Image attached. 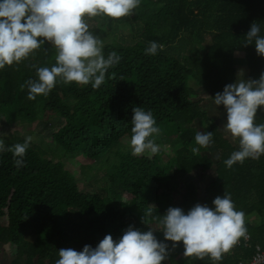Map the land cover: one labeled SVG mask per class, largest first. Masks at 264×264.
<instances>
[{"label": "trees", "instance_id": "1", "mask_svg": "<svg viewBox=\"0 0 264 264\" xmlns=\"http://www.w3.org/2000/svg\"><path fill=\"white\" fill-rule=\"evenodd\" d=\"M131 15L143 25L144 38L133 44L115 41L103 46L105 56L115 51L121 60L108 70L99 88L58 81L48 95L29 100L27 88L21 85L36 78L37 68L55 64L56 49L48 43L18 64L0 69V115L8 123L61 117L63 123L52 132L51 141L64 154L79 158L83 169L108 156L113 147L128 146L116 150L110 161L101 159L96 168L103 173L107 196L84 191L62 161L48 157L32 143L20 168L14 166L12 152H0V246L12 248L10 264H56L60 249L95 247L108 234L119 239L129 225L141 231L152 228L163 241L159 215L169 207L187 212L197 203L211 206L224 192L244 212L249 238L247 245L245 237L240 238L216 264H238L250 260L256 246L264 250V155L226 167L224 161L239 145L225 137L189 85L192 78L210 97L222 92L237 80L236 52L244 53L246 80L259 79L264 57L257 55L254 44L245 45L244 36L254 22L264 30V0H140ZM98 16L109 23L113 20ZM94 18L86 17V21L90 24ZM181 35L189 44L178 55L170 49ZM153 41L160 46L157 54H145ZM135 106L151 110L160 131L165 137L174 135L177 147L169 151V145L153 136L160 146L157 154L132 155L129 141ZM255 122L264 123V110H258ZM171 124L173 128L167 126ZM197 124L204 132H212L210 148L218 156L203 153L204 147L196 144ZM3 140L7 149L25 139ZM212 170L214 177L202 196L198 184L185 179L195 171ZM149 209L144 224L141 218ZM251 216L258 221L250 220ZM4 217L7 221L1 220ZM165 242L170 251L162 264H214L208 256L185 257L182 243L173 249L172 242Z\"/></svg>", "mask_w": 264, "mask_h": 264}, {"label": "clouds", "instance_id": "2", "mask_svg": "<svg viewBox=\"0 0 264 264\" xmlns=\"http://www.w3.org/2000/svg\"><path fill=\"white\" fill-rule=\"evenodd\" d=\"M140 5V0H0V69L27 58L45 43L56 49L55 64L36 69V78L25 81L28 99L48 95L58 81L91 84L99 88L106 73L119 64L121 57L115 52L103 53V41L89 30L86 17L107 16L113 19L130 16ZM245 45H255L258 56L264 57V30L254 22L244 36ZM160 46L150 42L145 54L156 55ZM212 105L223 106L226 111L224 130L238 140V150L224 161L231 168L247 158L258 159L264 155V123L257 124L258 110H264V73L259 79L237 78L227 84L222 92L211 97ZM160 133L151 110L135 106L132 109V155H155L160 146L153 137ZM32 141L26 136L23 143L6 149L0 139V152H12L14 166H24V155ZM195 142L201 147L212 143V132L196 131ZM194 148L193 151H198ZM143 213L141 222L145 224ZM163 241L154 235L156 230L136 229L129 225L119 239L111 234L95 246L85 245L79 251L60 249L56 264H162L169 256V245L174 249L183 244L184 256L204 259L208 256L214 264L222 259L240 238L247 235L245 214L236 209L232 197L224 192L215 197L211 206L195 204L187 212L179 207H169L157 218Z\"/></svg>", "mask_w": 264, "mask_h": 264}, {"label": "rangeland", "instance_id": "3", "mask_svg": "<svg viewBox=\"0 0 264 264\" xmlns=\"http://www.w3.org/2000/svg\"><path fill=\"white\" fill-rule=\"evenodd\" d=\"M99 16H95L94 20L86 21L89 25V30L92 31L95 35H98L100 39L103 41V46L107 43L119 41L123 42L125 44H133L138 39L144 38L143 35V25H141L139 22H136L133 20L132 15L122 17L121 20L119 19H113L109 23V20H100L98 19ZM188 39L185 38L183 35H181L179 38H177L170 51L172 53L181 55L183 51L188 47ZM245 65H241L240 63H237V77L239 78H246V74H248V68L246 65V60L244 58ZM189 85L190 87L194 88L195 90V97L199 96L198 99L201 97L207 101L208 96L205 91L196 84L192 78L189 79ZM194 98V96H193ZM208 104V103H207ZM207 109L210 111V114L216 115V118L218 119V122H220L223 126H221L222 130H224V124L225 121V115L226 111H222L220 108H215L208 104L206 105ZM207 110V111H208ZM209 115V114H208ZM214 120V119H213ZM215 121V120H214ZM224 122V123H223ZM63 123V119L58 116L53 117H37L33 122H21V121H15L13 123H8L5 120L4 115H0V139H3L4 137L8 138H23L25 139L26 136L32 137V145L35 148H39L41 151L46 153L48 157H51L55 160H60L64 163L67 169H69L78 179L80 187L84 191H94L99 192L103 196L108 195L107 186L103 182V173L96 171V168L101 165L102 162L105 160H112L115 156L116 150H126L128 148L127 144H120L118 146H115L112 148V152L108 154V156H102L97 160H94L92 163V167L89 169H83L81 165V161L79 158L71 157L69 155H66L63 153V151L51 141V134L54 130L58 129ZM169 128H173L174 124L167 125ZM197 127L199 128V131L204 132V128H200L197 124ZM225 136L233 141H236L238 144V140H234L232 136L224 131ZM156 140H162V142L168 146L169 151H172L173 148L177 147V144L174 143L175 136L170 135L165 137L163 135L162 131L158 135H154ZM163 138V139H162ZM211 145L204 147L203 153L208 154L209 156L215 157L217 155V151L210 148ZM102 159V162H101ZM103 159H105L103 161ZM83 170L85 172L83 173ZM96 171V172H95ZM214 177V171H208L207 173H201L199 171H195L192 174H188L185 176V179L189 181H194L198 184V189L201 193H203V189L205 188V185L211 181ZM180 197V194L177 193V195L174 197L175 201L178 203V199ZM122 211H126L125 209L121 208ZM3 221H7L6 217L1 218ZM250 220L252 221H258V218L256 216H251ZM127 228V227H126ZM12 254V248L3 247L0 246V264H10V257Z\"/></svg>", "mask_w": 264, "mask_h": 264}, {"label": "crops", "instance_id": "4", "mask_svg": "<svg viewBox=\"0 0 264 264\" xmlns=\"http://www.w3.org/2000/svg\"><path fill=\"white\" fill-rule=\"evenodd\" d=\"M234 60H235V65H237V63H240L241 65H245V63H244V53H242V52H236L235 53V55H234ZM236 69H237V66H236ZM238 78V77H237ZM246 78H247V74H246ZM246 78H245V80H246ZM204 93H206V92H204ZM206 95L208 96V101H207V99L206 100H204L202 97L200 98V99H198V97H197V99L198 100H201V105H202V108L205 110V111H207L208 109L206 108L207 106L206 105H208V104H210V105H212V103H211V97L206 93ZM208 103V104H207ZM214 108H215V110L217 109V108H220L222 111H224L225 109H224V107L221 105V106H219V107H216V106H214V105H212ZM208 112V114H209V116L211 117V119H214L217 123H218V125L220 126V128H221V126H223L220 122H218V119L216 118V115H213V114H210V111L208 110L207 111ZM225 115V120H226V114H224ZM226 122V121H225ZM224 123V122H223ZM222 129V128H221ZM223 131V130H222ZM224 132V131H223ZM226 137V136H225ZM215 151V150H214ZM217 153V152H216ZM217 156H218V153H217Z\"/></svg>", "mask_w": 264, "mask_h": 264}, {"label": "built area", "instance_id": "5", "mask_svg": "<svg viewBox=\"0 0 264 264\" xmlns=\"http://www.w3.org/2000/svg\"><path fill=\"white\" fill-rule=\"evenodd\" d=\"M248 238L249 236L247 235L246 238L244 239L245 245L248 244ZM238 264H264V250L261 249L260 246H256L255 253L252 256V258L247 261L240 260Z\"/></svg>", "mask_w": 264, "mask_h": 264}]
</instances>
